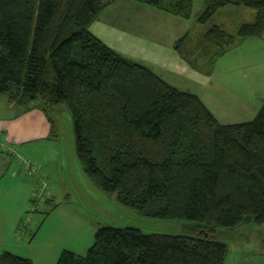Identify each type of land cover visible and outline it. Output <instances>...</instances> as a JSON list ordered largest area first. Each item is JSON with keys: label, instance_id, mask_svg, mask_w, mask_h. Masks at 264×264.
I'll list each match as a JSON object with an SVG mask.
<instances>
[{"label": "trees", "instance_id": "obj_1", "mask_svg": "<svg viewBox=\"0 0 264 264\" xmlns=\"http://www.w3.org/2000/svg\"><path fill=\"white\" fill-rule=\"evenodd\" d=\"M117 1L0 0V96L38 102L49 119L65 108L77 159L102 192L145 218L189 224L182 235L102 227L85 257L63 251L56 264H225L221 237L264 224V102L252 121L224 125L197 95L122 57L90 30ZM129 1L182 19L192 12L190 0ZM203 2L200 24L226 6L255 15L236 34H204L200 48L217 47L214 59L263 37L264 0ZM0 264L33 263L5 252Z\"/></svg>", "mask_w": 264, "mask_h": 264}, {"label": "rangeland", "instance_id": "obj_2", "mask_svg": "<svg viewBox=\"0 0 264 264\" xmlns=\"http://www.w3.org/2000/svg\"><path fill=\"white\" fill-rule=\"evenodd\" d=\"M190 2L191 16L182 19L120 0L102 13L90 30L122 57L143 65L173 88L197 95L221 123L252 121L264 102V43L238 40L215 66L211 62L216 61L218 48L201 49L200 43L217 24L236 34L244 23L254 22V12L240 8L247 13L229 17L222 9L209 22L200 24L198 17L204 11V2ZM190 54L193 58H189ZM53 119L67 168L60 173L56 194L42 170L39 175L27 176L33 186L22 226L28 229L23 231L30 241L27 248L33 253V264H56L63 251L85 257L94 244L96 231L106 226L134 228L144 234L185 233L189 224L185 220L145 218L137 210L121 205L116 195L102 192L85 175L77 159L70 113L62 108L53 114ZM221 240L229 247L225 264H264V224L241 226L231 238Z\"/></svg>", "mask_w": 264, "mask_h": 264}, {"label": "crops", "instance_id": "obj_3", "mask_svg": "<svg viewBox=\"0 0 264 264\" xmlns=\"http://www.w3.org/2000/svg\"><path fill=\"white\" fill-rule=\"evenodd\" d=\"M222 9L229 17L240 12L247 13L234 6H226ZM218 14L219 11L215 15ZM215 26L224 29L221 24ZM96 37L98 36L96 35ZM252 39L255 38L243 39L241 43L251 40L250 43L254 44L256 40H259L262 44L264 43V34L261 39ZM237 43L238 40L224 54L218 56L216 61H212V65L215 66L218 59ZM108 45L112 47V45ZM218 86L220 87L219 84ZM208 92L210 91L208 90ZM61 110L62 108L54 111L50 114L49 119L36 103L28 108L19 107L10 103L6 96H0V256L9 252L21 258H30L34 263L33 258L30 257L33 253L27 248L30 241H28L27 233L23 231L28 229L22 226L23 215L28 203L27 197L31 194L33 185L27 178L28 175L22 164L18 162L17 156H23L37 164L56 194L60 173L67 168V160L64 158V150L60 146V136L55 119H53V114L60 113ZM209 111L211 112L210 109ZM211 113L214 115L213 112ZM215 118L218 120L216 116ZM14 151L16 154L13 155ZM24 227L25 229H23ZM45 259L47 260V258Z\"/></svg>", "mask_w": 264, "mask_h": 264}, {"label": "built area", "instance_id": "obj_4", "mask_svg": "<svg viewBox=\"0 0 264 264\" xmlns=\"http://www.w3.org/2000/svg\"><path fill=\"white\" fill-rule=\"evenodd\" d=\"M16 154V151L13 152V155ZM17 160L19 163L22 164L23 168L25 169V173L27 175H39L40 174V168L37 164L31 162L29 159L23 157V156H17ZM35 197H37L36 192H34Z\"/></svg>", "mask_w": 264, "mask_h": 264}]
</instances>
